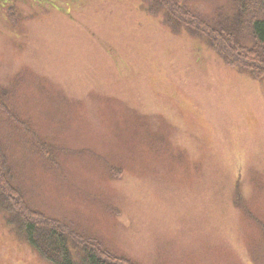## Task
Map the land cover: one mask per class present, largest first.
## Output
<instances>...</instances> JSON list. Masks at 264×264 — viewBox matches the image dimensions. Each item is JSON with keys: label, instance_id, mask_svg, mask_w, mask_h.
Listing matches in <instances>:
<instances>
[{"label": "rangeland", "instance_id": "374dc122", "mask_svg": "<svg viewBox=\"0 0 264 264\" xmlns=\"http://www.w3.org/2000/svg\"><path fill=\"white\" fill-rule=\"evenodd\" d=\"M171 1L236 19L234 0ZM163 3L0 0L11 184L31 213L132 264H264V78ZM0 264L51 263L0 214Z\"/></svg>", "mask_w": 264, "mask_h": 264}, {"label": "trees", "instance_id": "16d2710c", "mask_svg": "<svg viewBox=\"0 0 264 264\" xmlns=\"http://www.w3.org/2000/svg\"><path fill=\"white\" fill-rule=\"evenodd\" d=\"M163 2L170 18L176 19L171 18L173 22L201 33L225 62L255 79L264 78V0H234L236 19L227 27L209 25L190 13L182 14L171 0ZM2 150L0 145V214L6 215L17 234L43 259L51 264H132L84 239L67 224L31 213L18 189L11 184Z\"/></svg>", "mask_w": 264, "mask_h": 264}]
</instances>
